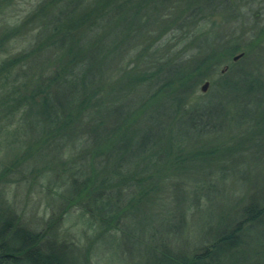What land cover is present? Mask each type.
Listing matches in <instances>:
<instances>
[{
  "label": "trees",
  "instance_id": "16d2710c",
  "mask_svg": "<svg viewBox=\"0 0 264 264\" xmlns=\"http://www.w3.org/2000/svg\"><path fill=\"white\" fill-rule=\"evenodd\" d=\"M10 1L0 0V5ZM203 3L204 0H41L21 24L0 25V50L8 56L0 61L1 109L8 118L20 112L19 124L22 130L23 125L34 134V147L57 151L64 147V153L69 155L66 162L74 168L69 186L76 193L67 200L68 205L81 207L101 230L113 228L135 238V232L127 230L126 215L147 207L163 167L180 168L182 161L175 157L181 155L186 142L195 139L189 133L218 134L225 126V117L231 122L230 114L242 112L264 88L262 79L248 68H236L230 63L213 84L206 102L189 110L184 107L190 85L194 92L209 72L229 64L237 53L245 55L237 42L227 45L218 38L215 42L196 39V54L183 62L164 66L153 57L139 76L118 68L121 74L117 82L107 84L111 68L138 46L144 47L145 41L149 43L156 35L155 28L162 32L199 23L197 20L215 2L209 0L207 9ZM3 10L0 6V12ZM26 25L32 31L24 42L19 35ZM15 49L20 51L10 55ZM186 81L190 85L186 86ZM173 83L180 85L177 92ZM144 86L152 88L129 107L131 96ZM230 103V114L229 110L222 112ZM252 104L260 114L263 112V120L264 102L254 100ZM168 110L171 112L167 121L161 122L159 114ZM212 115L216 120L221 117L214 130L204 124ZM183 124L189 133L180 131ZM132 148L134 153L150 149L149 166L137 169L127 164ZM101 200L103 209L112 210L100 213L90 208V204ZM232 223L219 228L209 244L191 255L176 253L166 243L148 245L145 253H162L166 264H238L247 240L259 234L254 240L259 250L254 254H262L258 264H264V197L260 194L259 200L245 204ZM46 237L45 232L26 229L0 212V264H71L67 249Z\"/></svg>",
  "mask_w": 264,
  "mask_h": 264
},
{
  "label": "rangeland",
  "instance_id": "374dc122",
  "mask_svg": "<svg viewBox=\"0 0 264 264\" xmlns=\"http://www.w3.org/2000/svg\"><path fill=\"white\" fill-rule=\"evenodd\" d=\"M40 1L11 0L7 5H0L4 8L0 25L21 24ZM208 1L204 0L203 8ZM214 2L202 19L197 20L199 23L162 32L155 28L156 35L149 43L145 41L144 47L138 46L121 59L118 66L111 68L107 84L113 86L117 82L121 74L118 68L138 76L143 74L145 68L143 71L141 68L153 57L159 58L164 66L186 61L196 54L195 40L199 38L211 39V42L222 39L227 45L237 42L245 55L233 62L232 59L240 54L237 53L229 64L219 65L216 72H209L194 92L186 81V86H191L183 103L187 110L209 99L213 84L230 63L236 68H248L264 82V0ZM31 31L32 27L26 25L19 37L25 42L31 37ZM19 51L15 49L10 55ZM150 55L152 57H148ZM7 57L1 49L0 61ZM205 82L209 83V88L202 94L200 87ZM179 86L173 83V90L177 92ZM151 88L144 86L133 94L129 107L143 99ZM254 100L264 102V88L257 99L246 102V108L239 114H230L232 103L226 105L222 112L229 110L232 121L227 122L223 115L225 126L217 131L218 134L195 136L188 132L186 124L181 126V132H188L195 139L186 142L179 152L181 155L175 157L182 161L180 168L177 164L174 169L171 166L162 168L157 189L147 201V207L126 215L127 230L135 232L132 239L118 233L117 229L101 230L81 207L68 205L76 193L69 186L74 168L66 162L69 155L64 153V147L59 151L34 147V134L23 125L24 130L21 129L20 112L8 118L0 106V212L26 229L45 232L47 239L67 249L71 264H166L162 253H145L148 245L163 243L176 253L191 255L209 244L219 228L233 224L245 204L259 200L260 194L264 197V119L261 120L263 112L260 114L259 108L254 109ZM170 112L159 114L160 121L166 122ZM221 117L216 120L212 115L204 124L214 130L220 125ZM149 150L134 153L132 148L133 153L126 158L127 164L137 169L149 166ZM183 161L188 163L183 164ZM103 203L101 200L90 204V208L100 213L112 210L103 209ZM255 235H252L254 239L247 240L238 264H258L262 254H254L259 250Z\"/></svg>",
  "mask_w": 264,
  "mask_h": 264
},
{
  "label": "water",
  "instance_id": "95a60500",
  "mask_svg": "<svg viewBox=\"0 0 264 264\" xmlns=\"http://www.w3.org/2000/svg\"><path fill=\"white\" fill-rule=\"evenodd\" d=\"M242 56H243L242 54H239L238 56H235V57L232 59V61H233V62H236V61H238L240 58H242ZM225 71H226V68L223 69V70L221 71V73L223 74ZM208 88H209V83H208V82H205V83L200 87V93L205 94V93L207 92Z\"/></svg>",
  "mask_w": 264,
  "mask_h": 264
}]
</instances>
